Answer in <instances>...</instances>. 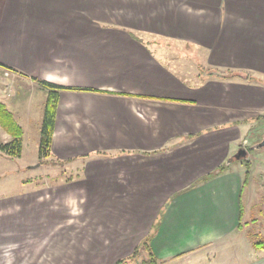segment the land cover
<instances>
[{
	"label": "crops",
	"instance_id": "obj_1",
	"mask_svg": "<svg viewBox=\"0 0 264 264\" xmlns=\"http://www.w3.org/2000/svg\"><path fill=\"white\" fill-rule=\"evenodd\" d=\"M146 37L188 42L205 65L237 76L189 80ZM1 75L0 101L24 128L23 150L33 125L23 106L36 90L41 108L47 100L36 81L82 88L59 93L51 144L77 174L47 185V197L23 177L26 189L0 196V248L7 236L17 252L29 247L19 264H38L32 238L44 213L45 227L76 220L50 242L83 252L85 264H114L143 243L161 264H205L233 249L234 264H257L243 226L251 166L234 155L264 115V0H0Z\"/></svg>",
	"mask_w": 264,
	"mask_h": 264
},
{
	"label": "rangeland",
	"instance_id": "obj_2",
	"mask_svg": "<svg viewBox=\"0 0 264 264\" xmlns=\"http://www.w3.org/2000/svg\"><path fill=\"white\" fill-rule=\"evenodd\" d=\"M121 13L124 14L123 12H120L119 16L121 15ZM145 35L147 34H140L141 37ZM147 40L151 43L155 51L162 58L169 62L170 65L176 66L175 69L180 71V73L182 72V74L186 76L187 79H194L196 73H199V77H206V71L211 66L205 65L201 49H199L197 46L185 41L171 40L168 38L158 39L155 37L147 38ZM217 69H220L222 71L227 70L216 67L214 68V71H216ZM236 73L243 75L242 73ZM2 78H4L3 75L0 76V84L3 82ZM36 83L40 86L39 81H36ZM29 89L33 91L34 86H29ZM32 97H34V101L32 100V103L34 102L33 105L31 107H28L24 104L25 106H23V110L29 109L33 111V118L31 119V123H33V125H26V132L29 138L26 142V148L25 150H23L22 156H20V158L11 157L0 150V175H2L0 177V196L14 194L19 192L21 189H26L27 186L22 185L20 182V179L23 177L22 179L24 183H27V181H25L26 179L36 182L40 188L39 191L42 192L41 195L47 197V187H49L47 185L53 184L54 182H58L62 179L64 180L65 178H71L72 176H74V174H77L78 171V169L73 166V164L76 163L72 164L73 161L71 160L57 159L53 157V153L52 155H50L48 160H44L45 158L39 157V144L44 114V109L43 107L41 108L42 92L39 90L33 91ZM39 113L41 115H39ZM249 135L250 136L248 139V144H251V146L253 145V147L245 144L246 148L249 149L248 156L246 158H241V160H235V162L241 161V163H243L247 170L251 166V177H249V180L247 181L251 180L250 184L252 186L250 187L249 184H245L246 188L242 197L243 205L249 206L247 214L243 217V226L249 230L251 238L264 239V146L260 148L255 147V144L259 143L264 138V115H261L257 119V127L254 126L251 129V133ZM10 139L11 137L9 138L8 134L0 127V140L2 142H8ZM41 160L44 161L40 163ZM30 163L32 164V166H29L25 169L22 168L26 164L29 165ZM68 166H73L72 170H68ZM252 167H254L255 169L253 170ZM3 174H6V176H3ZM41 186L45 187L43 188ZM251 188L252 190H250ZM249 190L250 192H248ZM15 198H17L16 195H11L10 197L5 198V201L8 203V205L6 206V213L9 215H12L14 213L16 204L14 202L12 203V201L13 199L15 200ZM67 202L69 203V212L71 211V214L77 212L78 206L75 196L69 197L68 200L65 199L66 204ZM59 204L61 205L62 203ZM41 215H43V217L45 218V213ZM44 218L39 219V224L41 225V227L39 228V233L36 237L32 238L33 248L34 250H37V253L33 252V255H37L38 264H85L86 260H84L83 252L63 253L57 250L61 246L52 245L50 242L53 235L62 230V225H71L72 222L76 220H62L61 218H56L50 221V225H48V227H45L46 224L49 223V220H47L46 218L45 220ZM6 238L7 240L11 238V240H8L5 245L0 248L3 253L2 255L0 254V264H19V262L17 261V256L19 255L22 256L21 260L24 261V258L26 257L25 255L28 254V252H26L25 250L29 247L23 246L22 251L17 252L20 247L19 244L13 241L12 236H7ZM56 238H58L57 240H60L59 235L56 236ZM138 249L139 251L135 256L132 257L131 261L123 262L122 264H161L158 261L151 260V254L147 251L144 243L140 244ZM233 250L227 253H219L214 257H207L204 262L205 264H214V262L218 263L219 261L220 264H223L229 259L227 261V264H234L238 262V257H233ZM131 255L121 259H127ZM244 255H247V253L244 252ZM210 259L211 261H215L211 262ZM174 264L179 263L176 262ZM257 264H264V250L257 249Z\"/></svg>",
	"mask_w": 264,
	"mask_h": 264
},
{
	"label": "trees",
	"instance_id": "obj_3",
	"mask_svg": "<svg viewBox=\"0 0 264 264\" xmlns=\"http://www.w3.org/2000/svg\"><path fill=\"white\" fill-rule=\"evenodd\" d=\"M216 67H209L206 71L207 76H214L219 78H227V77H235L237 76L232 71L222 72L220 69L214 71ZM202 77V76H201ZM205 77V78H206ZM204 78V77H202ZM41 86L47 89V100L44 109L43 121H42V128H41V137H40V144H39V157L45 158L44 160H48L50 155H52V137L54 131V124H55V117H56V108H57V101L59 97V93L62 90H80L82 88H74L68 87L64 85H59L47 80L38 79ZM0 126L1 128L6 131L10 136L11 139L8 142H2L0 140V150L11 156V157H20L23 152V140H24V128L20 124V122L15 117L14 113L7 107V105L0 101ZM44 160H41L42 163ZM248 164V163H247ZM226 166H222V168ZM223 168V169H225ZM249 174V171H248ZM247 174V175H248ZM72 178H68L67 180H71ZM254 245L257 249L264 250V239H254ZM145 244V243H144ZM139 248V247H138ZM136 249L132 255L127 259H119L114 264H122L123 262L131 261L132 257L137 254L139 249ZM151 254V253H150ZM151 260L153 261V257L151 254Z\"/></svg>",
	"mask_w": 264,
	"mask_h": 264
},
{
	"label": "water",
	"instance_id": "obj_4",
	"mask_svg": "<svg viewBox=\"0 0 264 264\" xmlns=\"http://www.w3.org/2000/svg\"><path fill=\"white\" fill-rule=\"evenodd\" d=\"M264 146V138L257 144H255L256 148H260ZM248 154V150L245 148H240L234 155L235 158L241 159V158H246Z\"/></svg>",
	"mask_w": 264,
	"mask_h": 264
}]
</instances>
